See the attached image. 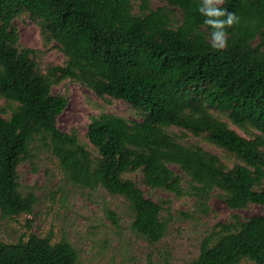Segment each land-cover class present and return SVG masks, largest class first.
<instances>
[{
    "label": "trees",
    "instance_id": "trees-1",
    "mask_svg": "<svg viewBox=\"0 0 264 264\" xmlns=\"http://www.w3.org/2000/svg\"><path fill=\"white\" fill-rule=\"evenodd\" d=\"M0 0V98L14 104L0 115V217L30 215L37 198L19 188L17 167L40 142L58 160L67 183L120 195L132 213L130 228L148 243L160 241L170 218L141 185L205 202L215 190L227 208L264 206V0H225L238 23L226 29L228 46L214 50L197 11L201 0ZM136 9V10H135ZM27 13L62 65L43 70L36 51L19 46L13 21ZM71 81L96 97L125 102L140 120L102 113L86 129L58 128L67 94L52 87ZM212 111L227 114L242 136ZM178 128L234 157L221 158L168 129ZM91 147V148H89ZM176 165L184 174L175 173ZM138 172L139 182L127 177ZM109 218L116 223L113 213ZM67 240L29 234L0 242V264H77ZM264 264V214L218 223L185 264ZM149 264H152L151 261Z\"/></svg>",
    "mask_w": 264,
    "mask_h": 264
},
{
    "label": "rangeland",
    "instance_id": "rangeland-1",
    "mask_svg": "<svg viewBox=\"0 0 264 264\" xmlns=\"http://www.w3.org/2000/svg\"><path fill=\"white\" fill-rule=\"evenodd\" d=\"M149 5L156 8L163 2L150 0ZM13 24L19 35V46L34 49L43 70L49 65L64 64L66 59L54 48L56 44L44 41L38 24L27 13L20 14ZM52 93L67 94L69 98L66 110L57 119L58 128L66 132L75 130L79 140L87 146L85 133L93 116L111 113L128 120L141 119L125 102L109 97L100 99L71 81L54 85ZM14 108V104L0 98L1 116L8 118ZM212 113L240 135L248 136L230 123L227 114ZM168 131L180 136L182 143L197 144L217 154L227 167L236 162L229 153L200 138L178 128ZM170 168L186 179L176 165ZM17 173L20 191L33 192L37 201L30 215L0 217V242L14 243L29 234L45 237L52 231V243L67 240L77 250V264H149L150 261L152 264H185L198 256L201 240L216 224L229 222L233 215L245 220L264 214V206L256 204L229 209L216 190L206 200L204 210L193 197H176L141 185L147 198L162 204L163 217L170 218L164 237L156 243H148L131 230L132 213L124 197L111 195L101 188L91 190L67 183L57 158L40 142L31 145L30 156L19 164ZM127 177L139 182L140 174L135 172ZM109 213L115 215L116 223L109 218ZM239 264L254 263L242 261Z\"/></svg>",
    "mask_w": 264,
    "mask_h": 264
},
{
    "label": "clouds",
    "instance_id": "clouds-1",
    "mask_svg": "<svg viewBox=\"0 0 264 264\" xmlns=\"http://www.w3.org/2000/svg\"><path fill=\"white\" fill-rule=\"evenodd\" d=\"M225 0H201L197 11L204 17L203 24L210 30V46L214 50H224L228 46L226 29L238 23L235 13L222 8Z\"/></svg>",
    "mask_w": 264,
    "mask_h": 264
}]
</instances>
